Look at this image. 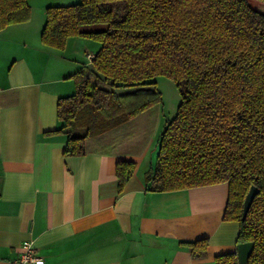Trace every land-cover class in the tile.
I'll use <instances>...</instances> for the list:
<instances>
[{
  "label": "trees",
  "instance_id": "trees-1",
  "mask_svg": "<svg viewBox=\"0 0 264 264\" xmlns=\"http://www.w3.org/2000/svg\"><path fill=\"white\" fill-rule=\"evenodd\" d=\"M30 14L27 0H0V29ZM45 17L46 45L62 49L70 36L101 43L72 75L74 93L58 99L63 154H85L88 137L160 103L155 78L171 79L180 102L159 136L149 190L227 182L223 218L238 222V243L253 244L246 264H264V11L248 0H79L47 6ZM134 169L117 162L119 191ZM188 245L201 256L207 240ZM214 263L239 264L237 253Z\"/></svg>",
  "mask_w": 264,
  "mask_h": 264
},
{
  "label": "crops",
  "instance_id": "crops-1",
  "mask_svg": "<svg viewBox=\"0 0 264 264\" xmlns=\"http://www.w3.org/2000/svg\"><path fill=\"white\" fill-rule=\"evenodd\" d=\"M77 0H27V21L0 29V264L33 240L43 264H215L236 251L239 225L225 220L228 183L149 190L159 136L169 119L153 104L64 155L57 102L74 93L72 75L90 65L97 40L41 41L45 9ZM135 169L118 188L116 164ZM206 239L201 256L188 242Z\"/></svg>",
  "mask_w": 264,
  "mask_h": 264
},
{
  "label": "rangeland",
  "instance_id": "rangeland-1",
  "mask_svg": "<svg viewBox=\"0 0 264 264\" xmlns=\"http://www.w3.org/2000/svg\"><path fill=\"white\" fill-rule=\"evenodd\" d=\"M79 0H77L78 2ZM249 4L258 10L264 11V2L259 0H248ZM157 89L161 93L160 108L165 116H169L170 119L174 116L178 104L180 102V94L175 83L164 76H157Z\"/></svg>",
  "mask_w": 264,
  "mask_h": 264
},
{
  "label": "built area",
  "instance_id": "built-area-1",
  "mask_svg": "<svg viewBox=\"0 0 264 264\" xmlns=\"http://www.w3.org/2000/svg\"><path fill=\"white\" fill-rule=\"evenodd\" d=\"M94 54L88 53L89 62L92 61ZM13 264H43V258L37 254L33 240L27 239L21 243L18 256L13 260Z\"/></svg>",
  "mask_w": 264,
  "mask_h": 264
},
{
  "label": "water",
  "instance_id": "water-1",
  "mask_svg": "<svg viewBox=\"0 0 264 264\" xmlns=\"http://www.w3.org/2000/svg\"><path fill=\"white\" fill-rule=\"evenodd\" d=\"M258 192V189L253 185L250 187L249 191L247 192L244 203H243V217L247 214V211L250 207V204ZM253 248V244L251 242H241L237 243L236 245V253L239 264H246L249 254L251 253Z\"/></svg>",
  "mask_w": 264,
  "mask_h": 264
}]
</instances>
